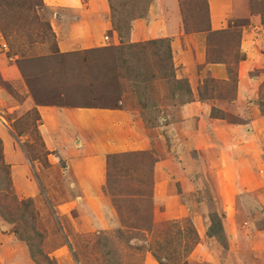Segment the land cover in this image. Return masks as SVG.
Masks as SVG:
<instances>
[{
	"label": "rangeland",
	"instance_id": "obj_1",
	"mask_svg": "<svg viewBox=\"0 0 264 264\" xmlns=\"http://www.w3.org/2000/svg\"><path fill=\"white\" fill-rule=\"evenodd\" d=\"M104 1L110 24L116 20L119 29L117 32L111 25L115 39L110 37L106 45L113 46L111 52L60 58L55 54V34L50 25L60 20L59 11L52 7L64 8V0H0V130L6 127L10 133L4 134L5 140L0 137V239L9 237L6 240L10 242L14 237V243L22 246L31 262L19 256L20 264H160L158 261L210 264L220 253L215 254L207 240L205 247L201 245L194 251L200 239L195 237L197 232L191 217L197 212L203 222L215 215L230 233L228 220L224 218L234 213L243 233L233 240L222 227L221 241L215 238L213 241L225 247L227 264H264V236L252 237L264 231V153L254 160L243 161L242 166L251 172L227 178L208 174L204 178L197 171L213 162L207 152H199L193 145L203 136L202 132L206 137L203 128L210 122L209 118L221 115L225 123L240 121L237 116L241 110L235 106L238 96L247 101V105L245 101L241 105L249 108L251 118H256L258 107L264 113V0L237 3L234 6L237 13H234L239 16L229 19L232 25L227 19L226 31L212 36L201 52V61L186 68L178 59L177 51L170 59L161 58L159 54L167 52L169 41L147 43L151 36L145 35L140 26L130 41L131 22L146 16L143 13L148 11L152 0H111L113 11L108 0ZM99 4L103 6L102 0ZM180 7L182 21L189 32L196 31L206 20L204 0H180ZM131 45V53L136 58L131 67L142 66L145 70L142 76L131 73V67L126 70L123 60L117 61L119 49L126 52ZM169 47L171 52L170 43ZM79 72L83 73L82 77ZM61 73L72 74V82ZM221 73L229 75L223 83L217 79ZM238 75L242 80L257 82L252 83L254 93L236 94ZM75 83L76 88L69 91ZM241 83L240 90H245ZM177 86L180 88L176 89ZM129 88L139 100L136 104L131 101L128 108L119 106L121 97L124 104L127 101L122 91ZM204 88L210 90L208 95L203 93ZM73 103L88 108L111 107L109 110L125 113L119 120V129L114 130L116 136L112 134L104 139L116 140L118 149L101 156L103 182L88 195V200L83 195H74V187L70 189L64 179L59 180L60 186L51 184L48 188L36 175L50 164H56L57 171L63 175L67 168L70 175L69 160L76 158L75 167L81 157L94 155L90 149L77 148L73 143L45 144L42 139L45 131L38 129L40 116L34 105ZM262 134L259 139L264 144ZM120 136L124 138L121 142L129 138L128 148L123 147ZM86 140V146H97L91 136ZM68 147L70 153L66 150ZM110 147L102 148L99 154ZM17 149L26 151L30 160L37 163L28 174L19 172V168L10 170L8 155ZM162 159L177 168H194L192 172L196 175L190 176L200 177L194 191L182 192L178 186H172V194L160 199L154 188L153 166ZM215 165L220 169L226 164L213 163L211 168ZM167 169L161 167V171ZM253 170L256 171L252 173ZM96 171L97 165H89L86 171L93 175L94 181L100 180ZM190 176H186L188 182L193 181ZM238 178L244 182L243 189L233 184ZM28 183L32 195L23 192V184ZM225 184L229 186L228 192L224 190ZM234 193L241 195L239 208L227 202V197ZM172 196L186 199L190 210L187 217L172 220L170 212L164 210Z\"/></svg>",
	"mask_w": 264,
	"mask_h": 264
},
{
	"label": "crops",
	"instance_id": "obj_2",
	"mask_svg": "<svg viewBox=\"0 0 264 264\" xmlns=\"http://www.w3.org/2000/svg\"><path fill=\"white\" fill-rule=\"evenodd\" d=\"M204 1L206 7V20L204 19V21L200 24V27L196 31L189 32L186 30V27L188 28V26L182 21V9L180 7V0H152L148 7V11L146 12V16L144 18L136 19L131 22L130 33L128 36L130 38V41H132L133 37L138 34V32L136 31V27L140 26L142 32H144L145 35L147 34L151 36L150 38H147L149 41L152 39H167L171 44V54L175 56L176 51L179 52V54L177 53L179 57L178 59L184 62V68H186V66L193 67L192 64L196 63V61L198 63L201 61V52L206 48L212 36L218 35L221 32L224 33L226 23L229 21V19L231 17L237 18V16H239V14L236 15L234 13L236 12V10H234V6L237 7V3H242V0ZM63 4L65 5H63L64 8L56 6L52 7L60 13V20H56L54 24L56 25V27L54 28L53 24L50 25L52 28V32L55 34V54L59 55L60 58L67 56L80 57L81 54H93L94 51L98 52L96 50H99L100 48L109 47L106 45H109L108 42L110 40V37L112 40L115 39V33L114 31H112V24H110L108 18V10L106 8L107 4L104 0H102L103 6L99 4V0H64ZM230 8L233 9L230 10ZM230 24L232 25V22ZM106 32L110 33V35H105ZM105 37H107V40H105ZM191 55H193V57ZM243 55L245 56V54ZM13 56L14 59H17L16 55ZM13 58H9V60H12ZM47 73L49 72L47 71ZM244 74L245 73H242L243 76ZM59 75H61L62 77H67V79L69 78V81L73 79V76L70 73H61ZM75 75L77 79V72ZM218 75L219 76L217 77V79H219V82L221 83H223L224 80L229 79V75L225 73H221ZM82 76L83 73H81V77ZM53 78L54 75H52V79ZM235 78L237 79V77ZM237 80L238 85L236 87V94L241 95L240 92H242V95H245L247 93H254V85L252 86V83L255 84L257 83L256 81L251 82L250 80H242L240 75H238ZM241 82H243L242 86H244V89L246 91L240 90L242 84ZM11 84H13V82ZM74 85H76V83L69 87V91L73 92V90L76 88V86ZM204 91L206 93H203L206 95H208L210 92V90L207 88H204ZM122 92L123 95L126 96L125 98H127V101H125L124 104L123 97H121V99H119L117 103L119 106L123 104L125 108H128L131 101L133 104L134 102L136 104L138 96L137 94L135 95L133 93L132 89L129 88L128 91L123 90ZM132 94L135 95V98H131ZM235 101L237 110H241V114L239 113L240 116H237L240 121L225 123V120L221 117V115L213 116L212 119L209 118L210 122L208 123V125L203 128L205 130L206 137L202 132L203 136L198 140V142L193 143L194 147L197 148V151L207 152V157L210 159V162H213L214 164H216L217 162H221V164L226 165H224L220 169L218 168L220 166L217 167L216 165L214 168H211L213 167V163H211L212 165H206L203 169L200 168L201 171H197V175L202 173L201 175H203L204 178H206L205 176L208 174L210 176L215 174L216 176H218V178H221L219 177V175H223L222 177L225 178L234 177V175L240 176L244 173H247V171L251 172L250 169L242 166L243 161L254 160L255 158H257V156H259V154L262 155L264 153V144H262L259 139V136L262 133V135L264 136V115H261L264 113L262 109L258 107L260 110L258 109L257 115L254 114V117L256 118L253 119L250 116L249 108L241 105V102L243 101H245V105H247V101L244 98L239 99V96L235 99ZM26 102H24V104ZM27 103L30 105L29 102ZM194 103L195 102H189L187 104ZM23 107L24 106H22V108ZM110 108L111 107L105 106H93L89 108L81 107L79 103L62 105H34L35 111H37V114L40 116L39 121L41 125L40 127H38V129L45 131L44 133H42V139L45 144L53 142H57L56 144L63 145L66 143H73L77 148L81 146L83 147V150L90 149L89 151L94 153V155L88 157L84 156L86 157L85 159L84 157L78 159L77 161H79V163H75V167H73V165L76 158H72L71 160H69L67 164H69L70 162V167L72 168V172L70 173V175L67 168L65 169L67 172L65 171L64 175L62 174V171H57L56 164H50L48 169L42 168V171H37L36 175L39 181L44 184V186L46 185V187L48 188L51 186V184H58L60 186L59 180L64 179L70 189H73L71 186L74 187L73 190L74 192L76 191L74 195H83L82 197L85 196L86 200H88V195H91L100 187V185H102V176L105 174V172L104 162L102 159L103 157L101 156H104V153L106 154L109 153V151L118 149V144H116L115 142L116 140L110 141L104 139L108 138L112 134L116 136L114 130L119 129V120L122 119L125 115L124 112L109 110ZM113 108L119 110L117 107ZM226 109H229V107H226ZM232 109L236 110L233 107ZM72 128L77 129L78 132L71 130ZM6 130V127H3V129L0 130V137L3 136L4 138L3 139L1 137L2 140H5L6 138L4 134L6 133L8 135L9 133ZM85 131H87V133L86 135H83ZM90 131H94V133L90 134ZM11 132H13V129L11 130ZM15 136L18 137V133H15ZM90 136L92 137L93 141H95V144L97 145L96 147L94 145L93 148H91L84 144L87 143V140L85 141V139H89ZM118 138H120V140ZM118 138L117 139L120 142L124 139L121 136ZM128 139L129 138H126L124 142H121L124 144L123 147L128 148L131 145V141H128ZM19 142L24 143V140L20 139ZM8 145H10V142H8ZM110 145H112V147L99 154V150L104 147H109ZM68 149L70 148L68 147L66 149L67 152L70 153ZM29 156L26 151H24L23 153L19 151V149H17V152H12V155H8L7 160V162H10V170L19 168V172L21 173H30V170H33V168L36 167L37 163L34 160L31 161ZM95 162L96 164H94ZM89 165L91 167L92 165H97L98 172L96 171V173H99L98 175L100 177V180L94 181L93 175L86 172ZM162 166L168 167V169L161 171ZM174 166H171L167 159H162L154 163V188L156 190V195L160 196V199H162V197H165L166 195H169L168 193H171L172 186H178L182 192H186V190L194 191V185L196 183L198 185V182L200 181V177L195 179V177L190 176V174L196 175L195 172H192L194 168H191L189 166L184 169L181 166L180 168ZM77 171L80 172L77 173ZM254 171L256 170H253L252 173ZM73 175L75 176L72 177ZM187 175H189L193 180L192 182H188L189 180H187L186 178ZM52 179L53 183H51ZM167 181H172V183L168 185ZM233 184L237 186V189H243L244 182L242 183L240 179L239 181H234ZM223 186L224 190L228 192L229 186H227L226 184ZM76 187H78L79 189ZM23 189L25 190L23 191L24 193L32 195L29 183L28 185L23 184ZM51 193L53 194V191ZM231 196L232 197H227V202L229 204L231 203L230 206L235 205L239 208L240 202L238 201L241 200V195H237L234 193ZM185 200V198L178 200L176 196L168 198L167 201L170 203L169 206L165 207L164 210L166 212H170L172 220L184 217V215H186V217L187 215H189V205ZM55 203H57V201H55ZM57 205H60V203H58ZM198 205H200V203L197 204V206ZM237 212L239 215L241 213L240 209ZM193 214H195V216L191 217V221H193L197 232L196 235L200 239V243L197 245V248L194 251L199 249L201 245L205 247V240H207L208 242L210 241L208 244L211 245L210 247H212L213 252L215 254L220 253L218 256H216V261H213V263L210 262V264H227L228 258L224 254V252L226 251L225 247L213 241L214 237H208L206 235V232L210 226L209 219H203V222H201L202 220L199 219L198 213L194 212ZM224 220H228L227 228L230 231V233L227 232L225 226L221 222L224 232L226 231L225 234H230L229 237L233 238V240L237 239V237L239 238V235L243 232L241 231V225L236 221L237 219L235 217V214L233 213V215L228 218L225 217ZM261 235L264 236V231L254 234L252 237L255 238ZM203 236H205V239H202ZM1 238L0 264H20L18 260L19 256H21L24 261H28L26 258L28 256L23 253L22 246L20 244L14 243V237H12V241L10 242H7L6 240L9 237ZM221 251H223V253ZM3 255H8V257H2ZM28 262L31 261L29 260Z\"/></svg>",
	"mask_w": 264,
	"mask_h": 264
},
{
	"label": "trees",
	"instance_id": "obj_3",
	"mask_svg": "<svg viewBox=\"0 0 264 264\" xmlns=\"http://www.w3.org/2000/svg\"><path fill=\"white\" fill-rule=\"evenodd\" d=\"M108 5H109V7H110V10L111 11H113L114 9H113V5H112V2H111V0H108ZM150 4V3H149ZM144 14H146V11H145V13H143V15ZM142 15V16H143ZM115 21L116 20H111V24H112V27L114 28V30H116L117 32H119V29H117V26H116V23H115ZM204 21V20H203ZM201 22V21H200ZM186 29H187V27H186ZM188 31V30H187ZM221 38V37H220ZM222 39V38H221ZM164 40H167V39H158V40H150V41H148L147 43H150V44H156V43H160V42H162V41H164ZM168 41V40H167ZM219 41L220 42H222L220 39H219ZM133 45V44H132ZM130 46V47H128V49L129 50H127L126 52L124 51V49L123 48H121V49H119V54H117V61H122L123 60V65L125 66V68H126V70L128 69V68H130L131 67V65H133L132 63H133V61H134V59H136L134 56H133V54L131 53V48H133V46ZM160 45H156L155 47H159ZM111 50H112V47H104V48H100L99 50H96V51H98V52H93V54H99V53H106V52H111ZM155 54H159V50L157 49L156 51H155ZM160 55V57L162 58V57H164V56H167V58H171V52H170V47H169V43H168V46H167V52L165 53H163V54H159ZM128 64H130V65H128ZM129 66V67H128ZM130 70L132 71L131 73H133V74H136V75H138V76H142L143 75V73H144V68L142 67V66H138L137 64L136 65H134L133 67H131L130 68ZM127 74H129L128 73V71L126 72ZM173 76V74H171V77ZM180 87L179 86H177V88L176 89H179ZM144 108V107H143ZM144 110V109H143ZM153 124V123H152ZM209 219H210V226H209V228H208V230H207V232H206V235L208 236V237H214L215 239H217L218 241H221V237H220V235L219 234H223V229H222V226H221V222H218V220L216 219V216L215 215H210L209 216ZM195 237H196V239H198V237H197V235L195 234ZM224 238V237H223ZM221 243V242H220ZM160 264L162 263V262H160V261H158Z\"/></svg>",
	"mask_w": 264,
	"mask_h": 264
},
{
	"label": "built area",
	"instance_id": "obj_4",
	"mask_svg": "<svg viewBox=\"0 0 264 264\" xmlns=\"http://www.w3.org/2000/svg\"><path fill=\"white\" fill-rule=\"evenodd\" d=\"M105 40H107V37H105Z\"/></svg>",
	"mask_w": 264,
	"mask_h": 264
}]
</instances>
